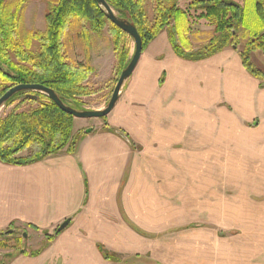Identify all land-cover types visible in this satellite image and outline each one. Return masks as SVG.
<instances>
[{
    "label": "crops",
    "instance_id": "1",
    "mask_svg": "<svg viewBox=\"0 0 264 264\" xmlns=\"http://www.w3.org/2000/svg\"><path fill=\"white\" fill-rule=\"evenodd\" d=\"M11 226L30 249L0 264H264V87L238 49L189 62L159 34L72 153L0 162Z\"/></svg>",
    "mask_w": 264,
    "mask_h": 264
},
{
    "label": "trees",
    "instance_id": "2",
    "mask_svg": "<svg viewBox=\"0 0 264 264\" xmlns=\"http://www.w3.org/2000/svg\"><path fill=\"white\" fill-rule=\"evenodd\" d=\"M105 2L117 11V18L135 27L142 40V50L165 32L177 57L198 62L226 48L238 49L237 40L244 41V49L239 51L243 67L264 87V72L254 66L251 57L257 51L264 55V0H243V6L229 0H192L183 9L179 7L180 0H148L152 20L146 17L145 0ZM74 19L89 23L95 32L109 24L115 44L119 37L126 36L106 19L94 0H57L45 15L44 32L23 38L15 13L0 10V97L16 85H41L51 89L65 106L82 111L75 97L81 96L79 93L84 88L80 84L87 80L88 71L68 64L62 50L63 37ZM193 21H204L212 28L211 36L196 46L188 40V35L193 33ZM16 96L28 100L23 93L12 98ZM32 96L44 98L47 103L33 112L11 114L0 121V162L3 164H32L64 149L72 153L77 143L69 144L74 118L61 112L47 97L36 93ZM99 250L105 259H115L105 250Z\"/></svg>",
    "mask_w": 264,
    "mask_h": 264
},
{
    "label": "rangeland",
    "instance_id": "3",
    "mask_svg": "<svg viewBox=\"0 0 264 264\" xmlns=\"http://www.w3.org/2000/svg\"><path fill=\"white\" fill-rule=\"evenodd\" d=\"M57 0H3L0 10L15 13L18 31L21 37L30 36L31 33H43L45 29V15L49 6ZM192 0H180L179 7L185 8L186 3ZM243 6V0H229ZM113 11V10H112ZM118 16L117 11H113ZM145 14L148 20L153 19V11L148 0H145ZM121 16V15H120ZM193 33L188 35L189 43L199 45L211 36L212 28L204 21H193ZM109 24L99 32H95L89 23H81L74 19L68 26L63 37V57L75 69L88 71L87 80L80 84L83 91L75 97L82 111H98L106 107L112 91L121 72L127 67L134 53L133 41L128 36H121L116 41ZM249 41V38L247 39ZM245 40V42H247ZM236 47L239 51L244 49V41L237 40ZM36 47L37 45H33ZM117 49V51H116ZM254 66L264 72V55L257 51L251 54ZM8 71L10 75L14 74ZM9 85V84H8ZM125 85V84H124ZM83 95V96H82ZM78 96V94L76 95ZM43 99L25 100L23 96H16L5 103L0 109V121L11 114H27L37 110L41 104H46ZM103 119H73L69 144L78 142L85 131L97 129L103 124ZM89 135V134H87ZM64 149L63 151H65ZM26 153H22L25 156ZM40 241V240H39ZM41 244V241L39 242ZM2 252L11 253L19 250H29V239L22 228L11 226L1 234ZM3 259V257H2Z\"/></svg>",
    "mask_w": 264,
    "mask_h": 264
},
{
    "label": "water",
    "instance_id": "4",
    "mask_svg": "<svg viewBox=\"0 0 264 264\" xmlns=\"http://www.w3.org/2000/svg\"><path fill=\"white\" fill-rule=\"evenodd\" d=\"M94 2L103 12L106 19L117 29L123 32L126 36H128L134 44V53L132 55V58L128 63L127 67L121 72L106 107L98 111H76L70 107L65 106L57 97V95L49 88L34 84H21L11 87L0 97V109L5 103H7L13 96L18 93L25 94L26 99H36V97L32 96V93H36L47 97L61 112L71 116L74 119H103L110 114L120 97L121 90L124 84L131 77L139 61V58L142 53V40L138 35V32L135 27L129 22L117 18L111 8L105 2V0H94ZM90 132L91 129H88L85 131V134H89ZM120 136L123 135L120 134ZM67 224L68 221H65L63 224H61L57 228V232L63 230L67 226Z\"/></svg>",
    "mask_w": 264,
    "mask_h": 264
}]
</instances>
